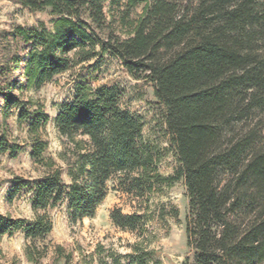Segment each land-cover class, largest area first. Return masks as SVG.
I'll use <instances>...</instances> for the list:
<instances>
[{
    "label": "trees",
    "instance_id": "1",
    "mask_svg": "<svg viewBox=\"0 0 264 264\" xmlns=\"http://www.w3.org/2000/svg\"><path fill=\"white\" fill-rule=\"evenodd\" d=\"M53 17L51 31L17 28L31 48L12 59L13 81L3 80V113L18 111L31 133L47 122L14 95L38 90L68 72L73 58L115 57L135 80L145 81L162 108L172 176L158 171L161 155L143 138V119L122 109L117 86L75 87L54 124L69 144L70 183L51 171L35 181L14 180L9 197L32 190L31 221L0 215V236L20 231L25 240L45 238L48 211L65 201L72 221L92 218L118 179V188L139 196L182 182L187 197L185 242L190 257L180 264H261L264 261V0H8ZM124 1L125 37L107 21L105 4ZM141 6L135 20L129 12ZM7 73V71H6ZM6 76V74H4ZM21 80L25 82L21 87ZM0 137V153L16 154ZM45 144L34 141L31 158ZM50 167L51 165H47ZM112 223L134 231L138 214L114 210ZM27 257L30 259L28 253ZM126 264H160L153 251L138 249ZM118 264V263H116Z\"/></svg>",
    "mask_w": 264,
    "mask_h": 264
},
{
    "label": "rangeland",
    "instance_id": "2",
    "mask_svg": "<svg viewBox=\"0 0 264 264\" xmlns=\"http://www.w3.org/2000/svg\"><path fill=\"white\" fill-rule=\"evenodd\" d=\"M177 1L183 5L196 2ZM125 9L124 1L118 5L107 2L104 8L107 21L113 22L121 38L128 30V22H123ZM140 13L141 6L129 12V19L135 20ZM52 20L47 13L31 12L11 1L0 0V70L4 72L3 80H14L17 73L12 72V59L24 58L31 48L30 44L14 36L15 29L37 30L42 25L51 31ZM71 58L73 65L68 72L54 77L38 90L14 92L30 113L39 111L48 116L37 132L31 133L27 122L18 121L15 108L3 113L0 99V137L5 138L8 146L18 147L14 156L10 152L0 153L1 216L26 221L33 218L32 190L24 188L9 197L15 179L32 182L57 170L63 184L69 185L68 170L61 157L69 156L70 144L59 136L54 118L62 105L71 102L79 84L92 89L105 85L119 87L122 91L121 108L142 117L143 138L161 155L159 173L169 177L177 167L170 150L163 111L155 101L151 87L145 81L131 77L109 54L97 55L88 61H81L80 56L71 55ZM24 85L21 80V87ZM34 141L45 144L44 154L38 162L30 155ZM117 184L118 179L108 184V193L92 218L72 221L63 201L48 211L52 229L45 238L31 242L25 240L20 231L0 236V264H126L128 259L125 256L138 249L155 252L160 264H180L190 257L185 242L188 207L182 182L142 196L126 192ZM114 210L141 215L142 222L134 231H122L110 219Z\"/></svg>",
    "mask_w": 264,
    "mask_h": 264
}]
</instances>
